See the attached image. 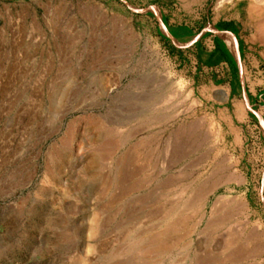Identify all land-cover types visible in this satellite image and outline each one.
Instances as JSON below:
<instances>
[{
	"label": "rangeland",
	"instance_id": "1",
	"mask_svg": "<svg viewBox=\"0 0 264 264\" xmlns=\"http://www.w3.org/2000/svg\"><path fill=\"white\" fill-rule=\"evenodd\" d=\"M257 22L248 0H0V264H264Z\"/></svg>",
	"mask_w": 264,
	"mask_h": 264
},
{
	"label": "bare ground",
	"instance_id": "2",
	"mask_svg": "<svg viewBox=\"0 0 264 264\" xmlns=\"http://www.w3.org/2000/svg\"><path fill=\"white\" fill-rule=\"evenodd\" d=\"M249 2H250V6H252L253 7V15L256 17V19L260 22V23H262V24H264L263 22H264V0H248ZM260 23H258L257 22V24H260ZM261 25V24H260ZM259 26V25H258ZM260 28V31H264V25L263 26H261V27H259ZM259 31V30H258ZM261 34V33H260ZM262 36V35H261ZM263 37V36H262ZM101 130V129H100ZM124 137V136H123ZM119 140V139H118ZM124 140V139H123ZM167 144V143H166ZM105 145V144H104ZM104 148V147H103ZM103 151H104V149H102ZM107 151V150H106ZM102 152V151H101ZM105 152V151H104ZM169 153H171L170 152V150H169V148L167 147H164L163 148V150H162V156H168L169 155ZM107 154V153H106ZM98 157H101L102 156V154L100 153H98V155H97ZM106 156V155H105ZM109 156V155H108ZM169 156H171V155H169ZM174 157H173V159L176 161L177 159H178V156H175V154L173 155ZM110 157V156H109ZM167 158H169V157H167ZM129 159L128 158H123V160H122V162L121 163H119V164H117V166H116V168H115V171H114V177H113V180H112V183H111V188L112 187H114V186H117V185H119L120 184V182L123 180V178H124V166H125V164H126V162L128 161ZM174 161V162H175ZM178 161V160H177ZM176 161V162H177ZM124 162V163H123ZM168 164V163H167ZM172 164V163H171ZM110 190V189H109ZM205 201H206V197L204 196V195H199V198L198 199H196V203L194 204L193 203V206H191L188 202H184V203H182V204H179L178 206H175V207H171L170 208V211H169V213L167 214V213H164L163 214V216H161V217H159V218H162L163 217V220H162V225H163V223L164 224H166L165 226H164V228H166V229H164L165 231H162L161 230V232L158 234V233H155V234H158L156 237H151V236H147V235H149L148 233H147V235L146 236H144L143 238H141L140 240L141 241H139L141 244H142V246H141V249L140 248H138L137 249V255L139 256V258H143L144 256H149L150 254H154V255H160V254H163L164 253V251H165V248L167 247L168 248V243H170L173 239H174V236H175V233H176V231L178 230V228H176L175 227V224H174V222L172 223V224H174V225H172L170 222H168V221H171V219L172 218H175L176 216H178L179 214H181V212L182 211H184V209H186L187 208V206H188V209L190 208V207H193V208H196V207H199L200 209H202V207H204V204H205ZM188 203V204H187ZM144 205V204H143ZM199 210V209H198ZM154 216V215H153ZM156 216V219H157V215H155ZM160 216V215H159ZM150 217V216H149ZM152 217V216H151ZM153 218V217H152ZM158 218V219H159ZM157 219V220H158ZM184 219V218H183ZM130 221V220H129ZM172 221H173V219H172ZM171 221V222H172ZM175 221H177L176 219H175ZM167 222L168 223H170V224H167ZM179 222V221H178ZM178 222H175V223H177L178 224ZM176 224V225H177ZM160 225V224H159ZM179 225V224H178ZM181 225V224H180ZM157 227V226H156ZM162 227V226H161ZM159 227H157V229H158ZM195 228V227H194ZM157 229H155V230H157ZM161 229V228H160ZM193 229V228H192ZM96 229H95V227L92 229V233L93 234H96V231H95ZM154 230V229H153ZM154 230V231H155ZM194 230V229H193ZM158 231V230H157ZM132 233V232H131ZM146 234V233H145ZM144 234V235H145ZM132 235V234H131ZM178 237V236H177ZM130 239V238H129ZM174 241V240H173ZM175 242V241H174ZM139 243V244H140ZM138 246V245H137ZM188 246V245H187ZM179 248H181V247H179ZM188 248V247H187ZM186 248V249H187ZM136 252V251H135ZM134 252V253H135ZM188 252V251H187ZM186 252V253H187ZM242 254V253H241ZM136 255V256H137ZM145 258V257H144ZM141 259H137L138 261L139 260H141ZM135 260V259H134ZM133 260V262H138V261H134ZM145 260V259H144ZM143 260V263H145V261ZM132 262V261H131ZM141 263H142V260L140 261ZM130 263V262H129ZM131 264H134V263H131Z\"/></svg>",
	"mask_w": 264,
	"mask_h": 264
}]
</instances>
